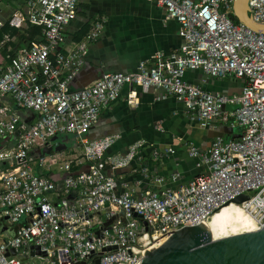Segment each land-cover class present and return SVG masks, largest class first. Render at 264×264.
Segmentation results:
<instances>
[{"label":"built area","instance_id":"1","mask_svg":"<svg viewBox=\"0 0 264 264\" xmlns=\"http://www.w3.org/2000/svg\"><path fill=\"white\" fill-rule=\"evenodd\" d=\"M79 1L23 0L5 22L40 26L41 36L0 62V219L15 229L0 238V264H24L17 254L30 245L39 246L47 264H90L93 255L98 264H137L156 240L203 222L236 196L252 194L264 203V33L232 18L234 0H151L178 22V49L71 88L106 23L94 18L81 39L62 47ZM248 4L252 19L264 24V0ZM5 23L0 19V27ZM188 71L240 80V91L204 89L185 79ZM124 87L129 105L136 88L153 90L157 99L178 100L192 125L230 132L216 134L205 148L185 144L198 169L192 178L141 164L128 173L137 175L132 187L115 171L139 160L143 142L106 155L119 135L87 137ZM60 134L73 136L74 144L60 146ZM169 152L156 149L152 156L162 161ZM145 180L153 187L137 189Z\"/></svg>","mask_w":264,"mask_h":264},{"label":"crops","instance_id":"2","mask_svg":"<svg viewBox=\"0 0 264 264\" xmlns=\"http://www.w3.org/2000/svg\"><path fill=\"white\" fill-rule=\"evenodd\" d=\"M22 3L23 0H0V19L5 23ZM98 16L106 19L104 29L100 37L88 46L84 65L71 82V88L89 84L106 72L133 70L138 61L151 58L156 52L175 51L181 43L178 22L166 18L151 0H80L77 18L68 25L62 47L75 40L74 36L80 29L86 28L87 31L90 23ZM24 24L21 29H15L21 33ZM6 34L8 38L5 39ZM28 43L25 38L3 33L0 39V62L6 59L13 48L24 47ZM185 79L201 84L204 89L229 94L239 93L241 87L240 80L209 78L199 71H188ZM127 91L128 87H124L121 96L100 111L99 119L88 130L87 137L92 139L108 134L119 135L106 155L124 154L133 143L140 140L143 142L138 149L141 155L139 160L132 162L131 167L115 171L116 175L128 179L132 187H135L133 179L137 175L131 176L128 173L130 168L141 164L147 165L152 172L156 170V173L166 176L178 171L183 181L192 178L198 169L194 166V160L187 155L185 144L193 141L205 148L216 134L230 132L228 128L192 125L178 100L174 97L157 99L153 90L136 88V103L129 105L126 100ZM165 148H171L173 152H169L162 161L154 159L153 150ZM150 187H153L152 182L145 180L137 189ZM6 232L10 233L7 228L1 231L0 238Z\"/></svg>","mask_w":264,"mask_h":264},{"label":"water","instance_id":"3","mask_svg":"<svg viewBox=\"0 0 264 264\" xmlns=\"http://www.w3.org/2000/svg\"><path fill=\"white\" fill-rule=\"evenodd\" d=\"M248 11V0H234L233 16L254 31L264 33V24L254 21ZM54 149L58 150L60 146ZM49 150L45 149V152ZM262 218L264 203L259 197L252 194L236 196L203 222L173 230L160 244L146 249L137 264H264ZM6 228L14 234L15 229L5 227L0 219V232ZM10 252L15 253L13 249ZM17 256L26 261L34 256L44 257L45 253L38 245H30L28 253ZM98 263V255H93L90 264ZM62 264H85V261Z\"/></svg>","mask_w":264,"mask_h":264},{"label":"trees","instance_id":"4","mask_svg":"<svg viewBox=\"0 0 264 264\" xmlns=\"http://www.w3.org/2000/svg\"><path fill=\"white\" fill-rule=\"evenodd\" d=\"M232 18L237 21V19L232 16ZM8 32L11 35H17L18 38H25L30 42L35 39V37L41 36V28L37 25L24 24V28L21 30V33L17 31L15 28H11L6 23L2 28H0V39L2 38V34ZM86 33V28L80 29V31L74 36L75 40L81 39V37Z\"/></svg>","mask_w":264,"mask_h":264},{"label":"rangeland","instance_id":"5","mask_svg":"<svg viewBox=\"0 0 264 264\" xmlns=\"http://www.w3.org/2000/svg\"><path fill=\"white\" fill-rule=\"evenodd\" d=\"M74 138L71 135L67 134H60L58 139L55 142H58L60 146H65L70 147L74 144ZM24 264H47L45 257L43 256H34L28 258L26 261H24Z\"/></svg>","mask_w":264,"mask_h":264},{"label":"bare ground","instance_id":"6","mask_svg":"<svg viewBox=\"0 0 264 264\" xmlns=\"http://www.w3.org/2000/svg\"><path fill=\"white\" fill-rule=\"evenodd\" d=\"M221 207H222V206H221ZM217 210H218V209H217ZM217 210H216V211H217ZM213 213H214V212H213ZM213 213H212V214H213ZM212 214H211V215H212ZM162 241H163V238L158 239V240H156L152 245H150V247L157 246V245H158L159 243H161Z\"/></svg>","mask_w":264,"mask_h":264}]
</instances>
